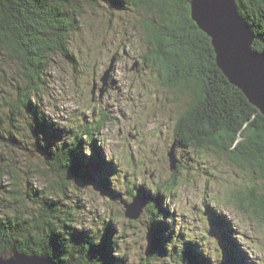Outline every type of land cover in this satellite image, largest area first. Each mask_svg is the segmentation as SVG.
Here are the masks:
<instances>
[{"label":"trees","instance_id":"16d2710c","mask_svg":"<svg viewBox=\"0 0 264 264\" xmlns=\"http://www.w3.org/2000/svg\"><path fill=\"white\" fill-rule=\"evenodd\" d=\"M191 1L130 0L132 7L148 14L139 22L150 45L149 64L145 65L154 66L165 85L188 90L191 96L189 107L177 121V147L206 149L219 156L231 153L235 163L257 170L263 179L264 115L218 66L212 38L193 19ZM104 4L112 8L125 5L123 0H0V146L8 151L0 157V255L8 256L16 249L50 257L56 264H129L120 255L119 241L125 232L116 228L118 217H110L102 228L88 229L77 222L65 199L73 183L94 185L95 174L106 169L96 135L108 119L84 120L75 125L70 138L56 142L49 137L47 143L36 144L45 160L35 171L18 167L9 151L22 117L33 115L40 127H48L38 109L47 89V68L55 54L76 62L71 40L85 8ZM237 5L255 34L254 50L263 52L264 0H237ZM84 137L93 141L97 155L85 156L90 144H85ZM34 177L44 183L42 194L34 191L38 190ZM175 184L173 177L167 190ZM156 186L157 197L160 186ZM136 187H130V197L144 195L147 206L144 216L131 223L142 224L149 238L139 264H210L208 253L193 242L173 243L176 237L165 235L170 224L164 221L168 212L160 198L156 200L143 188L138 192ZM234 190L233 201L264 220V187L254 183ZM221 225L233 264H245L233 230Z\"/></svg>","mask_w":264,"mask_h":264},{"label":"rangeland","instance_id":"374dc122","mask_svg":"<svg viewBox=\"0 0 264 264\" xmlns=\"http://www.w3.org/2000/svg\"><path fill=\"white\" fill-rule=\"evenodd\" d=\"M123 1L124 7L104 4L85 8L80 28L71 40L76 62L55 54L47 68V89L42 91L38 109L48 127H40L33 115L19 119L20 130L13 141L17 145L9 150L12 158L18 167L35 171L45 160L36 144L47 143L49 137L56 142L68 139L75 125L84 120L95 123L108 119L96 135L106 169L95 174L94 185L73 183L66 191L68 197L64 196L77 222L88 229L102 228L110 217L117 216L116 228L125 232L119 241L120 255L126 256L129 264H139L149 248V238L144 226L131 223L124 212V203L132 201L130 187L137 186L136 191L143 188L156 200L160 198L168 212L164 221L170 224L164 233L176 237L173 243L191 241L208 253L205 256L210 264H230L220 222L235 231L233 238L245 264H264V220L241 209L232 199L235 188L254 183L264 187V178L257 170L235 163L231 153L219 156L192 147H177L181 167L178 172L171 169L168 153L175 141L177 121L189 107L191 96L188 90L165 85L157 69L145 65L149 64L150 45L139 22L148 14L132 7L130 0ZM111 64L113 72L105 85L103 73ZM83 139L90 144L85 156L97 155L93 141ZM5 149L0 146V157L7 156ZM173 177L176 184L169 191ZM34 179L33 186L38 188L34 191L42 194V179ZM156 185L161 196L154 193ZM56 192L54 187V196ZM220 206L222 210L216 208ZM143 216L144 212L140 219ZM14 250L8 256L1 254L0 259H8Z\"/></svg>","mask_w":264,"mask_h":264},{"label":"water","instance_id":"95a60500","mask_svg":"<svg viewBox=\"0 0 264 264\" xmlns=\"http://www.w3.org/2000/svg\"><path fill=\"white\" fill-rule=\"evenodd\" d=\"M192 16L212 38L218 66L230 82L240 88L249 101L264 115V51L253 49L255 34L240 14L237 0H192ZM113 64L105 71L102 81L108 85ZM96 90L94 86L93 93ZM105 86L101 89L103 95ZM171 169L177 168L176 143L169 151ZM125 215L137 220L147 206L143 195L125 203ZM0 264H56L47 256L28 255L14 250Z\"/></svg>","mask_w":264,"mask_h":264}]
</instances>
